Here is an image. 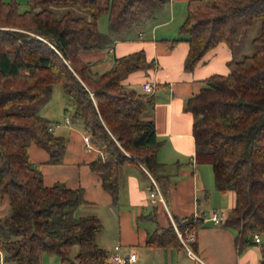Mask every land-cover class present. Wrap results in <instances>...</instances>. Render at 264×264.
<instances>
[{"label":"trees","instance_id":"trees-1","mask_svg":"<svg viewBox=\"0 0 264 264\" xmlns=\"http://www.w3.org/2000/svg\"><path fill=\"white\" fill-rule=\"evenodd\" d=\"M167 2L27 0L28 8L20 10L16 0H0V199L9 205L0 217L4 262L41 264L42 252L69 261L76 243L78 264H113L95 240L102 227L99 217L73 215L87 202L84 188L45 184L29 158V144L35 143L48 152L47 162H61L66 138L50 131L51 122L43 115L9 107L32 104L60 83L72 105L71 120L80 121L101 150L87 164L111 203L118 200L120 168L126 162L141 164L155 181L161 180L163 164L156 158L161 140L154 122L141 117L152 96L121 83L128 73L158 64L137 50L114 57L109 68L93 74L97 60H84L81 53L109 48ZM69 5L79 12L67 9L55 15ZM102 14L107 15L106 32L98 29ZM257 17L262 19L252 39L257 48L228 60L227 74L207 76L187 107L194 115L195 162L210 165L218 191L234 193L233 205L218 224L236 229L239 252L256 243L258 234L259 264H264V0H187L178 36L170 42H188L184 68L191 70L220 41L234 50ZM173 222L185 235L195 233L203 220L187 215L173 217ZM145 244L182 246L171 221L149 232Z\"/></svg>","mask_w":264,"mask_h":264},{"label":"crops","instance_id":"crops-1","mask_svg":"<svg viewBox=\"0 0 264 264\" xmlns=\"http://www.w3.org/2000/svg\"><path fill=\"white\" fill-rule=\"evenodd\" d=\"M186 3L187 0H168L152 18L126 31L109 48L98 50L97 58H84L81 53L84 60H104L102 69L109 68L114 57L137 50H143L147 60L153 59L158 64L156 68L128 73L121 83L140 93H147V83L153 85L149 93L152 102L141 117L154 122L156 138L161 140L156 158L163 164L165 173L161 179L163 191L158 185L163 201H151V175L146 168L137 162H126L120 168L118 200L111 203V196L101 187L99 177L87 164L101 150L94 144L91 149L85 148L83 136L88 133L85 130L79 141H73V146L69 141L66 143L61 162H47L48 152L35 143L29 144V158L38 166L45 184L60 180L67 186L84 188L87 202L77 206L73 215L95 214L99 217L102 227L95 234V240L103 248L109 246L106 249L108 256L114 246L119 245L120 254L126 255L131 251L136 255L134 261L126 264H259L262 253L258 241L254 240L256 243L239 252L233 240L235 228L203 220L212 210L227 211L233 205L234 193L218 191L209 165L195 162L191 131L194 115L187 107V100L199 91L207 76L227 74V61L240 56L236 48L233 50L220 41L201 57L193 69L186 70L184 63L188 42H170L178 36L177 28L185 17ZM94 66L91 67L92 73H100ZM65 125L60 123L53 132L59 127H69ZM6 202H1L0 217L8 213ZM89 204H103L105 207H86ZM187 215L203 220L190 244L202 262L188 254L182 246L145 244L147 234L158 225L167 226L170 221L173 225V217ZM40 263L78 264L74 258L61 261L59 256L49 252L41 253ZM0 264H7L1 251Z\"/></svg>","mask_w":264,"mask_h":264},{"label":"rangeland","instance_id":"rangeland-1","mask_svg":"<svg viewBox=\"0 0 264 264\" xmlns=\"http://www.w3.org/2000/svg\"><path fill=\"white\" fill-rule=\"evenodd\" d=\"M16 1L19 3V9L20 10L27 9L29 6L27 3V0H16ZM60 9H61V11H58L55 15L58 16L60 14V12L62 13L67 9H69L75 13L79 12L75 7H73L71 5L62 6V7H60ZM261 20L262 19L260 17L255 18L253 20L252 24L243 30L241 40L235 46L236 51L238 53V56H242L243 54H250L257 48V45L255 43H253L252 39L259 33ZM97 24H98V28L100 29V31L107 30V15L102 14L98 18ZM104 53L107 54L106 52H104ZM241 53H242V55H241ZM98 55H99L98 50L83 52L84 58H97ZM104 62H105L104 60H103V62H102V60H97V64L95 65L96 67L94 66L93 68L98 69L99 70L98 72H102L103 70H105V69H102ZM91 72H92V70H91ZM66 108L68 110L67 112H65V110H64ZM9 109L10 110H22L25 112H37L39 114H42L44 117H46L51 123L52 122H60L63 124L65 115L66 114L69 115L72 111V105H70L69 98H68L67 94L64 92L62 85L60 83H55L51 86V90L46 97L41 98L32 104H22V105H15L14 104V105H11L9 107ZM69 117H70V115H69ZM65 126H69V127H59L55 130V133L63 135L66 138V143L69 141V143H71V146H73V141L74 142L79 141V136L80 135L82 136V134L84 132L83 131L84 128H83L80 121L73 122V120H71L69 125H65ZM34 164H36V163H34ZM209 167H210V165H209ZM210 169H211V167H210ZM57 182H60V180ZM156 182L159 185V187H161V190L163 191V187L161 185V180L156 181ZM150 183H151V181H150ZM2 200L6 201V198L5 197L1 198L0 204H1ZM1 205H0V209L3 207V205L2 206ZM89 205L90 206H86V207H90V208L95 207V208H100V209L102 207H105L103 204H89ZM7 207L9 210L8 204H7ZM108 248H109V246L104 247V249H108ZM76 251H77V244L75 243V244H73V246L71 248L70 258H72V259L74 258V255H75L74 253H76ZM7 264H12V263L9 262Z\"/></svg>","mask_w":264,"mask_h":264},{"label":"built area","instance_id":"built-area-1","mask_svg":"<svg viewBox=\"0 0 264 264\" xmlns=\"http://www.w3.org/2000/svg\"><path fill=\"white\" fill-rule=\"evenodd\" d=\"M152 83H147L145 85V91L147 93H150L152 91ZM71 122V119L69 115H65L64 117V124L69 125ZM60 125L59 122H53L48 125V129L50 131H54L56 127ZM84 139V145L85 148L91 149L93 148V143L90 140V135L88 133H85L83 136ZM149 196L151 198V201L153 203H156L157 201H163L161 192L159 190L158 184L156 181L151 177V184L149 187ZM226 211L224 210H212L208 215L204 216L203 220L208 219L211 220L214 223H219L225 219ZM173 227L175 229V232L181 242L182 247L185 249V251L192 255L196 260L202 262L197 255L193 252V250L190 247V243H192L195 239L194 232L186 233L185 235L182 234V232L177 228L176 224L173 222ZM254 240L259 241L260 236L258 234H254ZM119 245H115L113 248V251L109 254L108 259L113 263H129L131 261H134L136 258V255L134 252L129 251L126 255H122L118 251ZM202 264H204L202 262Z\"/></svg>","mask_w":264,"mask_h":264}]
</instances>
